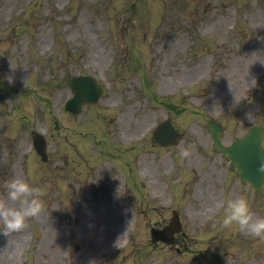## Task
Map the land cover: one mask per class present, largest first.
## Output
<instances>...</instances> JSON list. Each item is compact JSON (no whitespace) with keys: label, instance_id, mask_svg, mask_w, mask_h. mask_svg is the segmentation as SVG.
Listing matches in <instances>:
<instances>
[{"label":"rangeland","instance_id":"obj_1","mask_svg":"<svg viewBox=\"0 0 264 264\" xmlns=\"http://www.w3.org/2000/svg\"><path fill=\"white\" fill-rule=\"evenodd\" d=\"M79 74L106 91L72 116L65 80ZM165 120L183 139L159 148ZM207 120L226 144L264 124V0H0V183L23 175L46 204L0 234V264H264V239L222 224L236 194L264 215V191L227 170ZM173 210L182 231L153 250L148 226Z\"/></svg>","mask_w":264,"mask_h":264},{"label":"clouds","instance_id":"obj_2","mask_svg":"<svg viewBox=\"0 0 264 264\" xmlns=\"http://www.w3.org/2000/svg\"><path fill=\"white\" fill-rule=\"evenodd\" d=\"M193 153L192 145L186 144L181 147L179 155L182 159H191ZM259 171L264 172V160L259 165ZM0 187L4 189V195L0 196V234L9 236L22 230L30 218L45 210L44 190L33 185L25 176H11L0 183ZM222 224L238 227L241 231L249 230L254 237L264 239V215L254 214L245 194H236L225 200ZM90 264H96V261Z\"/></svg>","mask_w":264,"mask_h":264},{"label":"water","instance_id":"obj_3","mask_svg":"<svg viewBox=\"0 0 264 264\" xmlns=\"http://www.w3.org/2000/svg\"><path fill=\"white\" fill-rule=\"evenodd\" d=\"M70 87L75 95V101L88 97L89 100L95 102L101 94V90L93 87L88 79H73L70 81ZM68 105L70 107L68 109L74 112L75 102ZM209 130L214 147L220 151L224 158L230 160L229 169L235 170L240 180L248 183L255 192L260 190L264 186V172L259 171V165L264 160V149L260 146L261 141L259 138L261 137V132L259 133L254 127L243 140H234L230 146L224 147L219 140L221 135L220 127L209 123ZM33 136L36 150L44 159L45 143L42 138L35 136V134ZM154 136L163 145L174 143L178 138L167 124L157 128Z\"/></svg>","mask_w":264,"mask_h":264},{"label":"bare ground","instance_id":"obj_4","mask_svg":"<svg viewBox=\"0 0 264 264\" xmlns=\"http://www.w3.org/2000/svg\"><path fill=\"white\" fill-rule=\"evenodd\" d=\"M120 231H119V229H117L116 227L115 228H112L111 230H109V235L111 236V237H115V235H120V234H118ZM21 244V241L20 240H16V241H14V244H12V250H15V248L18 246V245H20ZM11 245V243L9 244V246Z\"/></svg>","mask_w":264,"mask_h":264}]
</instances>
